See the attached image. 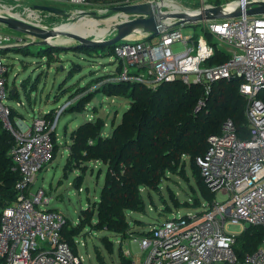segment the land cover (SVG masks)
<instances>
[{
    "label": "built area",
    "instance_id": "built-area-1",
    "mask_svg": "<svg viewBox=\"0 0 264 264\" xmlns=\"http://www.w3.org/2000/svg\"><path fill=\"white\" fill-rule=\"evenodd\" d=\"M47 1L56 6L81 5L78 11L95 4L91 0ZM161 1L167 0H110L96 5L105 9L141 2L159 6ZM260 1L225 4L245 10ZM134 17L139 16L125 14L120 21ZM193 25H200L202 31L184 33L180 25L152 39L146 34L118 42L113 48L120 67L118 79L149 88L181 79L189 85L202 84L207 97L214 82L239 77L240 92L247 99L249 137L241 138L228 119L220 133L209 136L208 148L198 158L205 182L215 193L226 195L224 200L204 201L201 207L192 208L195 212L182 215L176 213L181 209L173 210L172 217L155 224L146 234L125 238L124 255L128 264H264V236L255 251L244 256L236 251L237 236L247 227L264 228V14L244 13ZM11 42V36L0 30V49ZM176 43L183 49H174ZM218 49L228 52L229 59L208 65ZM8 72L6 58L0 54V121L15 137L9 156L20 174L15 196L1 215L0 264H84L83 256L74 252L63 235L66 216L55 209H39L38 204H49L52 196L44 188L33 191L38 173L55 157L52 132L57 119L42 116L28 124L18 117L13 125L12 106L7 100L14 88L8 85ZM203 103L200 100V105ZM231 225L240 228L235 231ZM131 244L138 248L130 251Z\"/></svg>",
    "mask_w": 264,
    "mask_h": 264
},
{
    "label": "trees",
    "instance_id": "trees-1",
    "mask_svg": "<svg viewBox=\"0 0 264 264\" xmlns=\"http://www.w3.org/2000/svg\"><path fill=\"white\" fill-rule=\"evenodd\" d=\"M91 1L98 4L110 0ZM53 47L45 44L40 52L53 58ZM97 48L84 47L85 50ZM113 48H109L110 53H114ZM228 59V52L218 49L207 64H219ZM117 69L119 71L120 67ZM76 72L70 73V78ZM240 84L239 77L218 80L214 82L211 94L207 97L204 96L202 84L189 85L181 79L163 82L156 88L121 80L103 82L98 87L99 92L130 98L131 104L109 135L105 136L103 133L106 125L103 118L87 121L72 133L71 155L64 167L66 177L75 167H80L91 159L100 160L107 166L99 199L94 201L92 207L82 210L79 225L72 227L67 223L68 219L65 220L62 232L75 253V237L88 227L91 232H112L120 237L121 243L133 233L146 234L148 231L134 230L135 224L143 222L135 220L132 223L129 213H146L144 191L149 198L153 193L160 195L164 182L170 180L172 175L189 180L188 167L199 186L200 197H195L193 201L174 198V206L177 209L184 206L199 208L204 201L214 200L215 192L205 182L198 158L205 154L209 136L220 133L228 119L234 122L241 138L249 137L247 99L240 92ZM88 87L76 86L72 91L70 99L76 101L70 106L72 111H83L92 99L93 95L86 93ZM14 89V93L12 90L10 92V98L19 96L17 89ZM60 89H65L64 84H61ZM200 100L204 101L202 105ZM21 116L23 114L12 107L10 121L13 125H16V119ZM52 137L56 155V131L52 132ZM14 144V135L0 121V220L4 207L15 196V185L20 178L19 172L13 169V161L9 156V150ZM80 183V178H77L75 185L80 186ZM165 202L164 211L161 213L176 210ZM95 213L97 218L94 222ZM263 236V227H247L237 236L236 251L240 256L255 251ZM102 241L112 250V242L108 236H103ZM120 255L121 261L128 264L129 260L122 247ZM98 262L107 264L100 253Z\"/></svg>",
    "mask_w": 264,
    "mask_h": 264
},
{
    "label": "rangeland",
    "instance_id": "rangeland-1",
    "mask_svg": "<svg viewBox=\"0 0 264 264\" xmlns=\"http://www.w3.org/2000/svg\"><path fill=\"white\" fill-rule=\"evenodd\" d=\"M230 1L234 0H167L166 2L170 5L162 6V10L171 12L175 10V5L188 10H197L206 5L215 6ZM44 2L48 3L47 0H0V15L10 11L15 12L19 14V19L22 18L23 21L45 27H57L61 24L77 22L79 27L76 29H79L84 23V19L87 18L86 14L77 10L81 5L61 4L60 6L64 7L71 14L70 16L57 15L33 7L35 4H45ZM86 10H95L100 13L99 11L106 9L94 4ZM90 17L102 21L100 17L92 15ZM112 24H116V21H113ZM108 26L110 25L106 20L103 23L95 22L79 35L95 38L93 36ZM0 30L12 38V45L0 49V54L6 58V63L9 66L8 85L10 88H16L19 94L18 97L15 96L16 98L9 97L7 103L21 112L23 114L21 117L28 124L42 116H46L49 120L57 119L55 131L58 147L56 155L38 173L33 184V191L44 188L46 194L52 196V199L49 204H38V208L58 210L66 216L67 223L72 227L78 226L82 210L92 207L94 201L99 199L107 166L100 160L91 159L82 163L80 167H75L67 177L64 175V167L71 155L72 133L80 125L90 120L103 118L106 122L103 133L105 136L109 135L114 125L120 123L123 113L130 107V98L98 91V87L103 82L120 80L118 79L120 77L116 55L110 53V47H98L95 50H85L84 47H66V45L76 43L74 38L67 36L65 39L70 44L54 46L51 52L53 58H49L40 52L45 46V44H41V38L11 28L2 22H0ZM182 30L184 33H198L202 31V28L200 25L188 23L182 26ZM174 49H183V46L181 43H176ZM74 71L77 72L70 78V73L74 74ZM61 84H64L65 87L62 91ZM86 85L89 86L86 93H91L92 99L86 104L83 111H72L70 106L76 103L75 99H70L72 91L76 89V86ZM68 100L71 102L66 104ZM63 105L66 106L62 107ZM61 107L63 108L62 112L57 117ZM73 165L75 164L73 163ZM188 169L189 180L172 175L170 180L164 182L160 195L153 193V196L149 198L144 191L147 212L129 213L132 223L135 220L143 222V224H135V231H148L155 224L172 217V213H161L164 211L165 201L173 207L174 198L180 201H193L195 197H200L199 186L189 167ZM77 178H80V186L75 185ZM225 198L226 195L223 193H215L214 199L222 201ZM177 208L174 206L172 209ZM180 209L176 212L178 215L196 211V209L186 206L180 207ZM96 218L97 213L93 217L94 222ZM230 228L237 231L240 227L231 225ZM103 236H108L111 239L112 250H109L102 241ZM124 242L125 240L121 243L120 237L112 232L106 230L91 232L89 227L75 237L76 251L83 256L84 264H99L98 253L102 254L107 264H121V247L123 252H126ZM128 248L132 251L138 246L131 244Z\"/></svg>",
    "mask_w": 264,
    "mask_h": 264
},
{
    "label": "water",
    "instance_id": "water-1",
    "mask_svg": "<svg viewBox=\"0 0 264 264\" xmlns=\"http://www.w3.org/2000/svg\"><path fill=\"white\" fill-rule=\"evenodd\" d=\"M33 7L57 15H71L64 7L56 5L35 4ZM109 10L114 12H123L129 15H138L139 17L117 22L114 24L112 34L105 38H91L76 33H67L69 36L75 39L76 43L72 45H66V47H114L118 42L127 39V37L138 28L145 30L147 33V39H152L160 35L165 29L185 25L188 23L192 24L203 20L238 17L244 13L247 15H261L264 14V0L247 5L245 10H243L241 7L232 9L226 4L215 6L206 5L198 9V11H196L194 14L185 12H163L157 4L150 2L115 5L109 7ZM80 13L95 17L99 16V13L95 10H80ZM167 18H171V20H167ZM0 22L7 24L16 30H20L41 38V44L62 46L60 44H54L50 41V39L54 38L58 32L56 28H43L14 17H6L2 15H0ZM14 92L15 89H12V93Z\"/></svg>",
    "mask_w": 264,
    "mask_h": 264
},
{
    "label": "bare ground",
    "instance_id": "bare-ground-1",
    "mask_svg": "<svg viewBox=\"0 0 264 264\" xmlns=\"http://www.w3.org/2000/svg\"><path fill=\"white\" fill-rule=\"evenodd\" d=\"M164 5H170V3H167L166 1L159 2V7H160L161 10H162V6H164ZM175 7H176L175 10H173L171 12H185V13H189V14H194L196 11H198V10H188V9L176 6V5H175ZM99 12H100L99 13L100 15L98 17L102 18V21L98 20V19H94L93 17H90V15L86 14L87 18L84 19V21H83L84 23L82 24V26L79 29H76L77 27H79V23H77V22H69V23L61 24L60 26H57V27H45V26H42V25H39V24H35V25H38V26L43 27V28H56V30L58 32L54 36V38L50 39V41L52 43H54V44H60V45L64 44L65 45V44H70V42H68L65 39V37L69 36L67 33L81 34V33H83L85 31V29L90 24H94L95 22L96 23H99V22L103 23L106 20L107 24L110 25V26H108L106 29L102 30L101 32L97 33L95 36H93V37H96V38H105V37L110 36L112 34V32H113L114 25L112 24V22L113 21L119 22L122 19L121 17H123V15H125V13H123V12H114V11H111L109 9L101 10ZM1 15L2 16H6V17H14V18H17V19H19V17H20L18 13L11 12V11L8 12V13H5V14H1ZM167 20H171V18H167ZM25 22H27V21H25ZM28 23H31V22H28ZM31 24H34V23H31ZM146 34L147 33L145 32V30H143L142 28H138L134 32H132L128 37L135 38V37L144 36ZM58 40H60L61 42L58 41ZM55 41H57L59 43H57Z\"/></svg>",
    "mask_w": 264,
    "mask_h": 264
},
{
    "label": "flooded vegetation",
    "instance_id": "flooded-vegetation-1",
    "mask_svg": "<svg viewBox=\"0 0 264 264\" xmlns=\"http://www.w3.org/2000/svg\"><path fill=\"white\" fill-rule=\"evenodd\" d=\"M45 4L49 5V3L44 2Z\"/></svg>",
    "mask_w": 264,
    "mask_h": 264
}]
</instances>
